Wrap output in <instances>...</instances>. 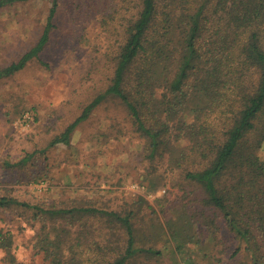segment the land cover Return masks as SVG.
<instances>
[{
    "label": "trees",
    "instance_id": "1",
    "mask_svg": "<svg viewBox=\"0 0 264 264\" xmlns=\"http://www.w3.org/2000/svg\"><path fill=\"white\" fill-rule=\"evenodd\" d=\"M32 1L0 0V10ZM60 1L50 0L38 40L0 69V81L38 60L55 28ZM90 4L99 15L92 20L107 45L102 58L111 67L110 77L47 148L69 146L76 128L112 101L143 139L148 159L179 171L199 195L188 198L176 218L166 220L167 229L159 227L150 235L153 243L140 234L144 217H139V209L55 205L45 209L2 196L0 211H12L18 221H38L34 249L44 264H162L166 255L158 241L172 244L173 255H186L185 249L201 246L199 234L212 242L223 230L238 243L234 256L243 249L250 264H264V0H90ZM92 73L93 69L90 81ZM115 120L113 136L118 138L124 129L116 116ZM36 154L0 164L8 172L18 171L21 180L20 172ZM26 179L36 182L33 175ZM90 217L108 232L91 246L89 236L72 241L74 226L90 233ZM0 250L3 264H22L11 252L10 233L2 229ZM196 251L207 257L201 247ZM180 260L195 264L184 256Z\"/></svg>",
    "mask_w": 264,
    "mask_h": 264
},
{
    "label": "rangeland",
    "instance_id": "2",
    "mask_svg": "<svg viewBox=\"0 0 264 264\" xmlns=\"http://www.w3.org/2000/svg\"><path fill=\"white\" fill-rule=\"evenodd\" d=\"M91 5L90 0H61L55 28L38 60L0 81V162L13 164L27 153H39L20 172L24 175L21 180L18 171L8 172L0 164V197L45 209L50 205L118 212L139 209V217H144L140 234H144L145 242L153 243L150 235L154 236L159 227L167 229L166 220L173 215L176 218L187 199L199 195V190L179 171L148 159L143 139L131 130L116 103L107 101L94 111L76 128L69 146L47 148L110 77L111 67L102 58L107 45L92 20L99 15ZM50 6V0H35L0 10V69L36 43ZM92 69L94 78L90 81ZM115 116L124 129L118 138L113 136ZM29 175L34 176V184L26 179ZM148 218L152 222H146ZM19 221L12 211H0V229L11 235L12 254L22 264H44L34 249V225L38 221ZM88 222L89 234L79 227L78 231L75 226L71 228L72 241L89 236L91 246L108 232L96 217ZM198 240L201 246L185 249L186 255H173L172 244L158 241L157 247L166 255L162 264H173L174 260L183 264L182 256L195 264H250L243 249L234 256L238 243L225 230L212 242L200 234ZM199 247L207 257L196 251ZM3 256L0 250V264Z\"/></svg>",
    "mask_w": 264,
    "mask_h": 264
}]
</instances>
